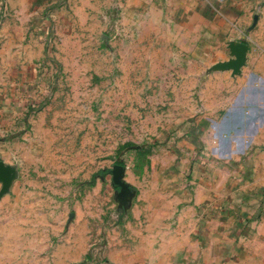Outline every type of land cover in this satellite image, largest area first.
Returning a JSON list of instances; mask_svg holds the SVG:
<instances>
[{
	"label": "rangeland",
	"instance_id": "obj_1",
	"mask_svg": "<svg viewBox=\"0 0 264 264\" xmlns=\"http://www.w3.org/2000/svg\"><path fill=\"white\" fill-rule=\"evenodd\" d=\"M193 1L51 0L22 39L0 34V160L16 169L0 264L11 234L38 264L61 252L71 264H236L257 238L231 200L239 177L196 132L209 67L184 39L179 7ZM198 171L224 182L212 210L197 202Z\"/></svg>",
	"mask_w": 264,
	"mask_h": 264
},
{
	"label": "crops",
	"instance_id": "obj_2",
	"mask_svg": "<svg viewBox=\"0 0 264 264\" xmlns=\"http://www.w3.org/2000/svg\"><path fill=\"white\" fill-rule=\"evenodd\" d=\"M50 2L6 0V18L0 24V34L8 40L22 39L30 25L39 23L40 16L36 15L41 14ZM179 8L184 20V39L197 43L209 67L204 85L209 92L207 94L204 90V107L208 112L204 122L208 126L196 129V132L207 131L212 138L209 145L221 157L227 158L233 169L232 177H239L233 183L240 182L238 189L230 195L232 202L238 200L237 206L235 209L233 206L229 213L234 214V209L240 216L247 217L249 221L241 225L247 231L255 229L257 234V241H242L241 251L235 252L237 255H233L232 261L236 264H264V0H194L187 6L182 2ZM255 16L257 22L254 25ZM232 41L246 43L249 47L241 72L234 74L232 69H212L216 63L235 58L229 48ZM22 51L27 52V48ZM186 143L180 141L179 146ZM188 148L196 149L195 146ZM213 161L208 163L210 168L218 162ZM200 172L193 181L198 184L196 199L212 210L219 199L220 186L225 185L223 182L219 186L218 179L211 176L200 178ZM7 198V194L3 196V200ZM259 215L261 220H255L254 217ZM2 242L13 249L6 253L4 262L7 264L41 262L37 252L29 257L20 250L25 242L22 235L11 234ZM60 258L61 262L55 264L72 263L66 261L70 256L65 253L61 252ZM43 261L51 264L49 259Z\"/></svg>",
	"mask_w": 264,
	"mask_h": 264
},
{
	"label": "water",
	"instance_id": "obj_3",
	"mask_svg": "<svg viewBox=\"0 0 264 264\" xmlns=\"http://www.w3.org/2000/svg\"><path fill=\"white\" fill-rule=\"evenodd\" d=\"M257 22V16H255L254 25ZM253 25V26H254ZM229 48L231 53L235 56V58L229 61H223L216 63L213 65L212 69L216 70H226L232 69L234 74L241 72V68L246 62L247 52H248V45L243 42H235L232 41L229 43ZM113 181L115 184L120 185L122 191L124 192V196L128 195L129 187L127 183L123 181V174H124V166L123 165H115L113 169ZM16 176V169L14 166L5 163L3 160H0V182L2 183V187L0 189V198L5 195Z\"/></svg>",
	"mask_w": 264,
	"mask_h": 264
},
{
	"label": "built area",
	"instance_id": "obj_4",
	"mask_svg": "<svg viewBox=\"0 0 264 264\" xmlns=\"http://www.w3.org/2000/svg\"><path fill=\"white\" fill-rule=\"evenodd\" d=\"M0 8H1L0 12L2 13L1 16L3 17V14L5 12V4L2 3V6L0 5ZM2 17L0 18V23L2 22Z\"/></svg>",
	"mask_w": 264,
	"mask_h": 264
}]
</instances>
